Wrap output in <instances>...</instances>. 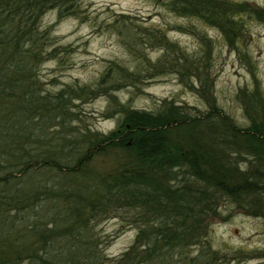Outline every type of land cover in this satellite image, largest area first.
Segmentation results:
<instances>
[{
    "label": "rangeland",
    "instance_id": "rangeland-1",
    "mask_svg": "<svg viewBox=\"0 0 264 264\" xmlns=\"http://www.w3.org/2000/svg\"><path fill=\"white\" fill-rule=\"evenodd\" d=\"M198 2L212 11H173L167 0H82L79 11L62 16L57 9L44 11L38 20L39 33L48 31L39 48L43 54L18 56L15 63L28 69L5 73L16 88L10 97L0 94L1 146L12 143L15 156L27 149L35 157L72 144L75 160L86 150L83 141L122 131L126 112L156 115L171 107L191 117L219 112L238 129L254 122L264 130V0ZM234 146L229 141L225 148L235 167L264 171V145L250 146L253 154ZM91 157L88 167L99 173L114 160V154ZM174 169L173 185L195 181L187 168ZM46 174L40 179L34 172L29 180L61 186L80 180ZM205 190L211 206L202 204L197 217L183 210L174 223L185 238L177 248L183 261L264 264V184L242 203L215 188ZM103 194L97 190L92 237L105 261L130 264L122 254L132 246L141 251L135 240L139 230L149 232L148 219L140 208ZM54 206L42 201L37 210L44 209L33 219L49 221ZM139 264H149L147 256Z\"/></svg>",
    "mask_w": 264,
    "mask_h": 264
},
{
    "label": "trees",
    "instance_id": "trees-1",
    "mask_svg": "<svg viewBox=\"0 0 264 264\" xmlns=\"http://www.w3.org/2000/svg\"><path fill=\"white\" fill-rule=\"evenodd\" d=\"M81 1L0 0V94L10 97L16 88L6 81L10 77L5 73L23 72L21 65L28 69L22 61L15 63L18 56L36 59L43 54L39 48L48 31L39 33L42 13L57 9L62 16L79 11ZM167 1L173 11H212L197 3L201 0ZM23 100L30 103L28 94ZM120 126L122 131L112 130L93 140L85 137L86 150L75 160L72 156L77 145L60 143L57 150L35 157L24 149L17 157L12 143H4V150L0 138V264H116L105 261L91 234L90 220L101 188L105 193L102 198L114 197L140 208L149 220V232L139 230L136 236L141 251L137 253V247L132 246L122 254V261L139 264L147 256L149 264H186L181 249L177 250L182 243L178 241L185 238L174 223L183 210L196 214L202 204L211 206L206 188H215L237 203L263 191L264 171L239 170L225 148L230 141L234 149L253 154L250 146L264 145V130L254 122L238 129L219 112L191 117L171 107L156 115L130 110ZM92 152L114 154L106 173L88 167ZM175 167L187 168L195 181L170 183L176 177ZM32 172L40 179L47 173L53 179L61 175L68 182L80 180L73 186L42 181L33 185L29 180ZM47 200L57 206L49 221L40 224L33 218L44 209L37 210V205Z\"/></svg>",
    "mask_w": 264,
    "mask_h": 264
}]
</instances>
